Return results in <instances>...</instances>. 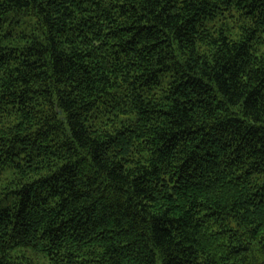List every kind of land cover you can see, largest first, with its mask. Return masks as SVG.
I'll list each match as a JSON object with an SVG mask.
<instances>
[{
	"label": "trees",
	"instance_id": "1",
	"mask_svg": "<svg viewBox=\"0 0 264 264\" xmlns=\"http://www.w3.org/2000/svg\"><path fill=\"white\" fill-rule=\"evenodd\" d=\"M0 264H264V0H0Z\"/></svg>",
	"mask_w": 264,
	"mask_h": 264
}]
</instances>
